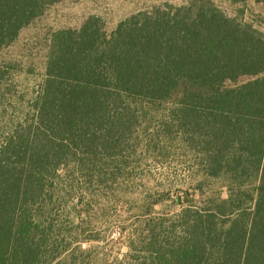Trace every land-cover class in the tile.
<instances>
[{
    "label": "trees",
    "instance_id": "16d2710c",
    "mask_svg": "<svg viewBox=\"0 0 264 264\" xmlns=\"http://www.w3.org/2000/svg\"><path fill=\"white\" fill-rule=\"evenodd\" d=\"M58 1L0 0V48ZM45 75L0 144V264H264L263 32L212 1L110 33L90 16L55 33ZM172 155L192 198L136 188ZM131 195L94 234L95 203Z\"/></svg>",
    "mask_w": 264,
    "mask_h": 264
},
{
    "label": "rangeland",
    "instance_id": "374dc122",
    "mask_svg": "<svg viewBox=\"0 0 264 264\" xmlns=\"http://www.w3.org/2000/svg\"><path fill=\"white\" fill-rule=\"evenodd\" d=\"M212 1L221 11L235 21L252 26L264 33V5L258 0L234 2L232 0H60L48 5L44 12L24 27L17 39L10 45L0 48V144L13 125L25 118L33 116V104L45 80L46 64L55 33L60 29L80 28L90 16H99L107 33L113 31L118 23L138 12H153L156 9H167L178 6H199ZM251 76H242L238 82L250 80ZM139 178V177H136ZM143 190L152 188H171L172 197L181 196L189 200L193 195L190 189L191 180L183 164L174 155L151 166L145 179H136ZM222 181H216V187ZM225 194V193H224ZM131 195L130 202L124 206L125 213L116 212L111 205L101 206L95 203L92 210L94 234L102 235L109 217L121 215L127 218L135 211ZM168 204L171 203L167 199ZM159 208V207H158ZM176 208L172 205V210ZM120 228L113 231L118 237ZM99 242H86L84 248L100 246ZM127 251L123 245L117 244L110 258H122ZM99 258L98 262L112 261Z\"/></svg>",
    "mask_w": 264,
    "mask_h": 264
}]
</instances>
